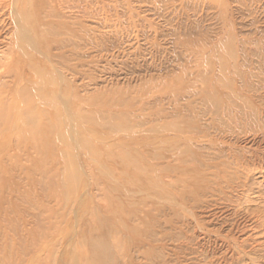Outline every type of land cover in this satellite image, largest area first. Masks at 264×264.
I'll return each mask as SVG.
<instances>
[{"label":"rangeland","instance_id":"obj_1","mask_svg":"<svg viewBox=\"0 0 264 264\" xmlns=\"http://www.w3.org/2000/svg\"><path fill=\"white\" fill-rule=\"evenodd\" d=\"M15 1L0 264H264V0H31L23 53Z\"/></svg>","mask_w":264,"mask_h":264},{"label":"bare ground","instance_id":"obj_2","mask_svg":"<svg viewBox=\"0 0 264 264\" xmlns=\"http://www.w3.org/2000/svg\"><path fill=\"white\" fill-rule=\"evenodd\" d=\"M15 4L14 5H15L16 11L13 9L12 10L13 13H11V24L14 26V29H15L14 36L12 37L11 41L14 44V48H15L14 51L15 52L17 51L19 53H23L22 48L25 45L29 46V48H31V46L32 47L34 46V43L32 41L33 39L31 37V32L34 30V27L32 25L34 17L31 15V0H16ZM20 4H21V7H20ZM20 8H21V11L19 10ZM37 44L40 45L41 49L49 46L50 38H49V35L47 32L41 31L37 34ZM34 50L36 51V49H34ZM42 80L43 81L41 82L42 84L40 87L43 88L48 83V81L45 80L44 78H42ZM62 103H63V105H65V103H67V102L62 101ZM66 107H67V105H66ZM14 108H15V111H14L15 117H14L13 123L15 125H17V126H29L30 123L35 124L34 120L31 119L30 114L27 115L23 111V113L25 114V116H23L21 114L22 110H19V111L17 110L19 108L18 104L16 106H14ZM67 114H69V113H67ZM110 262H111L110 257L109 258L108 257H101L100 255H98L97 252H93V255L91 256V261H88L86 264H110Z\"/></svg>","mask_w":264,"mask_h":264}]
</instances>
